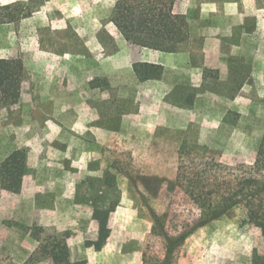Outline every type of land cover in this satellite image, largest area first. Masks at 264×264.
<instances>
[{
  "label": "rangeland",
  "instance_id": "rangeland-1",
  "mask_svg": "<svg viewBox=\"0 0 264 264\" xmlns=\"http://www.w3.org/2000/svg\"><path fill=\"white\" fill-rule=\"evenodd\" d=\"M116 0H0V57L23 65L0 98V163L26 152L22 188L0 185V264H161L151 209L181 240L172 264H251L261 230L236 207L205 225L181 160L252 163L264 151V0H176L190 38L164 53L125 40ZM136 62L161 64L141 80ZM147 184V187L144 185ZM110 235L100 238V215Z\"/></svg>",
  "mask_w": 264,
  "mask_h": 264
},
{
  "label": "trees",
  "instance_id": "trees-1",
  "mask_svg": "<svg viewBox=\"0 0 264 264\" xmlns=\"http://www.w3.org/2000/svg\"><path fill=\"white\" fill-rule=\"evenodd\" d=\"M176 0H116L111 21L122 37L143 48L173 53L185 48L190 38L189 21L185 14L175 10ZM133 70L141 80L157 79L161 76V64L136 62ZM23 65L15 58L0 57V98L7 103H15L20 96ZM27 171L26 152L15 149L0 163V185L12 192L22 188ZM147 187V184L144 182ZM170 187L182 189L193 201L200 213L197 226L218 219L229 210L239 207L248 223L257 226L264 236V151L259 150L252 163L228 165L215 160L199 166L193 159L181 160ZM100 215V238L96 247L110 235L109 213ZM153 233L164 240L165 257L161 264H172L173 255L181 240L165 230L162 217L151 209ZM52 258L56 262L65 260L68 253L62 242L53 249ZM251 264H264V255L253 256Z\"/></svg>",
  "mask_w": 264,
  "mask_h": 264
},
{
  "label": "crops",
  "instance_id": "crops-1",
  "mask_svg": "<svg viewBox=\"0 0 264 264\" xmlns=\"http://www.w3.org/2000/svg\"><path fill=\"white\" fill-rule=\"evenodd\" d=\"M176 10V9H175ZM147 49V48H146ZM152 50V49H151ZM155 51H157V50H155ZM159 52H161V51H159ZM179 52V51H178ZM164 53H167V52H164ZM174 53V52H173Z\"/></svg>",
  "mask_w": 264,
  "mask_h": 264
}]
</instances>
